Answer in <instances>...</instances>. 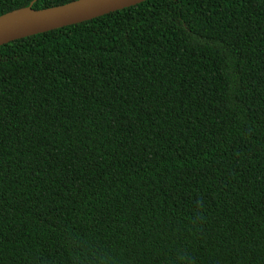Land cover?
I'll return each mask as SVG.
<instances>
[{"label":"trees","instance_id":"16d2710c","mask_svg":"<svg viewBox=\"0 0 264 264\" xmlns=\"http://www.w3.org/2000/svg\"><path fill=\"white\" fill-rule=\"evenodd\" d=\"M0 264H264V0L0 46Z\"/></svg>","mask_w":264,"mask_h":264},{"label":"water","instance_id":"95a60500","mask_svg":"<svg viewBox=\"0 0 264 264\" xmlns=\"http://www.w3.org/2000/svg\"><path fill=\"white\" fill-rule=\"evenodd\" d=\"M147 0H76L35 10L31 3L0 16V46L29 36L79 24Z\"/></svg>","mask_w":264,"mask_h":264}]
</instances>
